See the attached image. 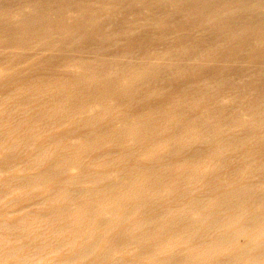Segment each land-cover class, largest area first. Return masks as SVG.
<instances>
[{"label":"bare ground","instance_id":"1","mask_svg":"<svg viewBox=\"0 0 264 264\" xmlns=\"http://www.w3.org/2000/svg\"><path fill=\"white\" fill-rule=\"evenodd\" d=\"M0 264H264V0H0Z\"/></svg>","mask_w":264,"mask_h":264}]
</instances>
